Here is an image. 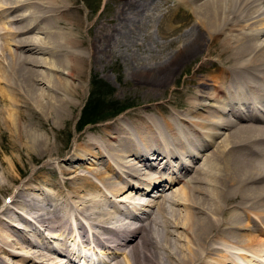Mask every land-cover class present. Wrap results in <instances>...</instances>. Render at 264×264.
<instances>
[{
  "label": "bare ground",
  "instance_id": "obj_1",
  "mask_svg": "<svg viewBox=\"0 0 264 264\" xmlns=\"http://www.w3.org/2000/svg\"><path fill=\"white\" fill-rule=\"evenodd\" d=\"M25 1L0 0L1 19L10 25L13 22H22L27 17L33 18L34 12L30 11L12 15L16 8L24 5ZM253 1L260 2L261 5H259L261 7L258 9L255 7L257 10L254 11L256 12L254 15H250L251 12L247 15L244 14V9L242 8L243 5H246L247 0H177L180 4H190L189 7L192 8L191 10L195 16L196 28L189 30L176 50L161 60L158 63L159 66L154 68L155 71L150 68L151 70L149 69L148 73L152 72L153 75L158 74V79L168 78L170 72L177 65L198 54L202 49H206L209 56L217 57V59L209 57L204 59H211L212 65L220 70L219 73L214 75L209 74L208 77L204 75L195 78L196 86L194 88L199 89L209 85L210 89H207L209 90L208 92H204L203 90H199V92L211 103L202 105L207 108L205 109L208 111L206 115H200L201 117L193 116V119H187L184 116L180 118L184 124H188V130L191 132L189 135L188 133L185 134L188 139L182 135L180 138V131L170 121L166 123V130L171 134L170 142H167L169 140L164 141L166 139L165 134H162L164 136L162 140L161 137H158L159 131L155 133L148 123L147 126L136 123H132V126H130V123L126 120L117 119V122L102 128L103 131L100 136L98 135V138L89 136L85 138L81 142V146L78 145L75 151L67 156V158L62 159L65 161L66 166L61 165L57 167V172L63 180V183L60 182V184L64 188L59 186L62 193L65 189L68 190L65 186L71 177L67 175L70 172H75L77 168L84 167L83 164L76 166V163L85 161V159L89 160V158V162L91 161L92 165L103 166V168L93 167L90 173L104 185L110 197L121 196L125 192V189H131L133 192H147L149 188L152 190L154 187L157 189L158 186H161L160 193L157 195L158 199L152 200V204H148L155 205V212L159 213L161 211L162 215L163 212H167V209L164 207L165 198L167 197L164 194L165 186L168 188L171 183L182 180V189H179V199L184 201V209L186 211L185 214L178 217H175V215L171 216L176 220L174 222H179L184 229L183 237L178 236V239L176 237V240L172 241L168 235L170 231L164 229V232L168 234L157 238L153 235V226L157 224V218L153 217L148 220L151 215H147L144 218L145 221L148 220L144 224L142 220L137 224L128 222V220H119L115 212L108 211L106 206H104L106 199L104 200L103 197L99 198L100 196H98L95 185L93 188L88 178H78L81 180L80 182H71L74 185L68 184L71 190H68L67 201L62 197L60 190L58 194H55L51 189H46L48 191L43 193L45 196H50L54 200L58 196L60 200V203L55 201L52 209H45L40 204H37L40 201L37 196L25 193L29 189H34L30 186L31 184L29 185L30 187L27 184L29 189L25 188L26 186L24 187V185L21 186L20 189L22 191L19 190L9 197L8 203L10 205L0 209V264L71 263L69 256L63 254L65 248L61 246L64 243L69 245V241L66 239L68 237L73 238V236L80 242L77 245L81 249L90 247V243L91 245L94 243L98 246H104L107 250L106 252L111 257H106L107 260L102 264H112V261L118 255L123 257L122 260L125 261V264H238L235 259L241 254H243V259L249 260L251 264H260V260L264 262V238L259 239V237L264 236V226L260 224V221L256 220L250 223L248 221L244 222L242 218L244 217L242 215H246L247 217L251 209H254L255 212L256 210L264 212L262 208L264 204V186L263 188H258L251 185V179L257 176H264V162L262 163L258 159H250L247 156L248 151H244V147L247 146L244 141L246 138L253 136H245L250 134L246 133L245 130L253 128V126L246 123V125H243V123L242 125H238L240 123H234L236 120L226 121V118L225 120H221V117V119L217 120L213 117L214 115H211L212 112L209 111L212 110L223 115H228L229 113L237 119L243 117L258 119L262 117L264 119V0ZM26 2L28 3V1ZM124 2L123 6L128 5L130 9L127 14L131 15L134 13L135 7L138 9L142 5L140 0H124ZM191 4L196 5L192 6ZM252 4L254 5L255 3ZM51 9L53 8L51 7ZM252 18H256V24L251 20ZM260 21H263L260 23V27L256 26ZM21 22L13 24V27L4 32L7 35L8 41H4L2 47L5 46L6 42V44L9 43L10 49L1 47V50L5 54L0 52L2 59L0 60V84L3 87L0 88V111L2 110V113H4V108L6 107L3 104L11 105L14 115L10 116L8 121L13 122L14 131L16 132L14 134H16L17 139L22 138L25 144L22 145L30 146L33 150L38 147L39 150L51 154L52 149L47 142V138L43 136L44 134L42 135L41 133L39 135L33 132H24L23 136H19L21 134L19 133L20 129H18L19 119L17 117V102L19 100L16 96L17 92H12L16 89L14 86L18 85L13 70L19 66V58H22V62H26L25 64L41 66L40 58L35 55L44 53L46 47L44 43L47 42L45 40L47 36L45 35L21 36L20 33L29 32L30 29L35 28L36 33L45 34L51 32V29L48 26L44 27L45 29L39 26L34 27L36 24L34 21ZM242 22H244L243 26L241 25ZM244 26H247V31L244 30L245 32L243 31ZM118 31L120 30L117 29ZM219 37L224 38L217 45L215 43ZM20 49H25L29 54H25L26 52ZM50 49L48 48L47 50L49 51ZM216 49H219V51L216 52ZM253 53L256 56H251ZM222 56L224 57L221 58ZM69 66H71L70 63L64 65V70L61 73L67 75ZM250 69L254 71L253 74L249 72ZM35 72L33 71V73ZM240 72L241 76L238 74ZM7 79H9L8 82ZM37 80H41V78ZM208 81L209 83H207ZM222 82H224L225 87H222L223 85L220 87ZM8 83L13 84V86ZM45 84L49 87L48 83L45 82ZM68 85H70L69 81ZM64 96L55 98L51 94L49 96H39L36 99L35 97L37 96L34 97V95L28 94L26 99L30 98L33 101H37L36 107L43 106L42 109L48 108L47 113L51 114V118L53 119L58 117L64 118L63 116L66 111H62L61 108L62 103H65V100H67ZM190 104L192 105V102ZM198 104L196 103V106H192L194 108L199 107ZM237 105L238 107H236ZM171 122L173 123V121ZM232 125L237 126L234 127L233 131L226 133V130ZM208 126L210 128H207ZM257 126V131H264V125ZM176 133H179V136ZM262 133L264 134V132ZM258 135L259 133L256 137ZM220 137L221 140L218 143L214 142L215 138ZM244 138L245 140L242 141ZM187 140H189L190 145L184 147L183 143L184 141L187 142ZM210 141L213 142L212 145ZM156 143L161 144L163 149H160L162 150L173 148L174 146L177 149L165 150V153H162L158 147L154 146ZM215 143L216 147L214 150L206 154L203 153V155L201 153L199 156L205 145L210 144L214 146ZM178 148L180 149L179 152H177ZM234 148L236 150L232 151ZM252 148L256 152L264 154L263 147ZM225 152H227L226 155ZM198 156L201 160L197 164H191L193 161L196 162ZM212 158L215 161L214 163L211 161L213 160ZM167 162H171L174 168L168 169ZM208 163H212L213 166L210 167ZM257 164L259 167L253 166ZM163 169H168L166 170V174H164ZM4 177L5 175L1 178L3 179ZM34 178L38 179L37 177ZM34 178L30 180L34 182ZM28 180L25 181L28 182ZM1 181L2 183L4 182V180ZM86 186L89 188L86 189ZM226 186L229 187V190L224 194L221 190L225 189ZM0 188H3L2 184H0ZM81 191L84 192L83 195H81ZM171 193L175 194L176 192ZM134 194L128 192L121 200L132 204L131 209H135L138 205H143L144 202H140V198L134 197ZM226 199V202H228L227 206L225 203L221 204V201ZM234 199L243 201V207L234 205L231 202ZM177 200L178 198H174V203ZM82 201H85L86 204ZM67 203L73 204L72 207ZM253 203L257 204L253 205ZM79 205L83 207H78ZM12 206H18L17 208L20 211L12 210ZM195 208H199L201 211L198 216L195 213ZM224 213L226 214L224 215ZM27 215H29L33 224H36L34 228H36L38 236L42 237L40 241L29 233L31 231L22 225H16L14 224L15 222H12L15 219L22 221V223L23 221L27 223L29 222L26 218ZM258 215L261 214L259 213ZM5 217H10V220ZM81 218L86 220L87 225L81 222ZM167 222L169 223L167 219L163 221V223ZM106 224H108V227L104 228ZM109 225L116 227V229H110ZM95 228L97 230L93 231ZM11 229L13 232L10 231ZM106 229L115 231V233L118 232L119 235L117 234L116 238L102 236V230ZM244 229L248 230V232H241ZM80 231L82 233L78 234ZM12 233L24 234L25 236H29L30 234V241L26 239L30 244L27 245L23 237L13 236ZM67 234H69L68 237H66ZM45 238H47V241L50 238H54L58 249L61 250H58L61 254L58 252L57 254L65 257L66 263L60 261L55 256L46 254L47 252H43L45 247L42 240ZM45 244L47 245V243ZM231 248L238 251L243 248L251 256H248L249 254L246 253L233 251ZM98 250L100 251V249ZM14 259L17 260L13 261ZM78 261H81V259H78ZM121 263L115 261L113 264Z\"/></svg>",
  "mask_w": 264,
  "mask_h": 264
},
{
  "label": "rangeland",
  "instance_id": "obj_2",
  "mask_svg": "<svg viewBox=\"0 0 264 264\" xmlns=\"http://www.w3.org/2000/svg\"><path fill=\"white\" fill-rule=\"evenodd\" d=\"M26 1H28L29 4ZM26 1L24 5L16 8L14 11L15 13L13 12L12 15L22 14L29 11L34 12L32 16L33 18L29 17V19L27 17L22 22H18L27 23L29 21H34L36 22L34 27L39 26L45 29L44 27L48 26L50 27L51 32L38 34L35 32V28H32L33 30L30 29L29 32L20 33L21 36L45 35L47 36L45 37L47 42L44 43L46 46L44 53L35 55L40 58L41 66H33L28 63L25 64L26 62H22V58H19V66L13 70L16 81H18V85L14 86L16 89L12 92H17L16 96L19 100L17 102V117L19 119L18 129H20L19 133H21L19 136H23L24 132H33L39 135L42 133V135L44 134L43 136L47 138V142L52 150L51 154H49L39 150L38 147L33 150L30 146H24L25 144L23 143L22 138L17 139L16 134H14L16 132L14 131L13 122L8 121L10 116L14 115L12 107L11 105L3 104L6 108H4V113H2V110L0 111V184L3 186V188H0V209L10 205L8 203L9 197L21 190L20 188L23 185L24 187L26 186L25 188H28L27 184L28 186L31 184L30 186L34 189L30 190L28 188L29 190L25 193L37 196L40 200L37 204H40L45 209H52L55 201L60 203L58 196L54 200L51 199L50 196H45L43 193L48 191L46 190L48 188L51 189L52 192L54 191L55 194L59 193V186H62L60 182L63 183V180L61 175L57 172V167L65 165V161L62 159L67 158V156L76 150L78 145L81 146V142L88 136L98 138V135L100 136L103 131L102 128L117 122V119L126 120L130 123V126H132V123L147 126L148 123L155 133L159 131L158 137H161L163 140L164 136L162 134H165L166 139L164 141L169 140L167 142H170L171 134L166 130V123L168 121L174 126L176 125L175 128H178L180 134L184 137L187 136L185 135L186 133L189 135L191 132L188 130V124H184L180 118L184 116L187 119H193L195 116L199 117L200 115L203 116L208 113V111L205 110L207 108L202 105H208L211 102L200 93L199 90L208 92L209 90L207 89H210L209 85L204 88H194L196 86L195 78L204 75L208 77L209 74H217L220 70L212 65L211 59H204L206 57L217 59L215 56H209L206 49H202L198 54L177 65L170 72L168 78L165 77V79H158V74L153 75L152 72L148 73L150 68L154 70L155 67L159 66L158 63L161 62V60L168 57L169 54H172L176 50V48L182 43L183 38L188 34L189 30L196 28L195 16L191 10L192 8L189 7L190 4H180L177 0H140L142 5L138 9L135 7L134 13L131 15L129 13L127 14L130 10L128 5L123 6V4H125L124 0ZM52 2L55 3L52 4ZM252 3L255 4L253 5ZM196 4L191 5L195 6ZM259 4L261 5L260 2H255L253 0L250 2V0H247L246 5H243L242 7L244 9V14L249 15L251 12L250 15H254L256 13L254 11L261 7ZM48 6L50 7L47 8ZM51 7L54 10L51 9ZM251 20L255 22L256 18H252ZM18 22H13L9 25V23H5L0 17L1 53H4V51L1 50L2 48L10 49L9 43L6 44V42L5 46L2 47L4 41H8L7 35L4 34V32L13 27V24H19ZM261 22L263 21H260L256 26L260 27ZM243 24L244 22L241 23L242 26ZM244 27L243 31H247V26ZM117 29L120 31L117 32ZM223 38L224 37H219L215 44L219 45L220 40ZM48 48L51 49L48 51ZM20 50L25 51V49ZM218 51L219 49H216V52ZM25 52V54H29L27 51ZM251 56H256V54L253 53ZM223 57L224 56L221 58ZM0 60H2L1 57ZM65 63H70L71 65L68 67L69 75L61 73L64 70ZM33 71H36L37 73H33ZM249 72L253 74L254 71L250 69ZM238 74L241 76V72ZM257 75L260 76L261 74ZM38 78H41V80H37ZM8 80L9 79H7V82ZM68 81L70 85H68ZM45 82L49 84V87ZM207 83H209V81ZM223 83L224 82H222L221 85L219 84L220 87L222 85V87H225V84ZM9 85L13 86V84ZM0 88H3L1 84ZM28 94L34 95V97L37 96L35 97L36 99L43 95L49 96L53 94L55 98H60L65 95L64 97L67 100H65V103H62L61 107L62 111H66L63 116L64 118L58 117L52 119L51 114L47 113L48 108L42 109L43 106L36 107L38 103L37 101H33L30 98L26 99ZM32 102L34 103L32 104ZM190 102L195 106L196 103H199V107H195V109ZM115 109L120 110L117 113H113ZM209 111L212 112L211 115H214L213 117L217 120L221 117V120H225V118L226 121L236 120L237 122L235 121L234 123H240L238 125H242V123L244 125L246 123L247 125L249 124L253 126V128L245 130L246 133H250L245 136H253L246 138V140L245 138L242 139V141L245 140L244 142H246L247 145V148L244 147V151H248L247 156L250 159H258L260 162H264V154H260V152H256L255 149L252 148H264V139H262L264 138L262 137L264 136L262 133L264 131L261 132L256 130L258 124L257 127L264 125L263 122L255 119L253 121L238 120L236 118L234 119L231 115H223L215 111L213 112L212 110ZM171 121H173V123ZM236 126L237 125L230 126L229 128L232 130L228 128V130H226L227 132H225L228 133L233 131ZM207 128H210V126ZM162 130L163 132H161ZM178 130L176 129V131ZM256 133H259L258 137H256ZM176 134L179 136V133ZM215 139L214 142L218 143V141L221 140V137ZM194 141L197 143L196 140ZM212 141H210L211 145L213 144ZM186 143L184 144V147L190 145L189 140H187ZM210 144L203 148L204 151L202 150L199 153V156L201 153L203 155V153L206 154L215 149L216 143L214 146H211ZM154 146L158 147L159 150L163 149L160 144L156 143ZM233 150H236V148L232 149V151ZM178 151H180L179 148ZM226 154L227 152H225V155ZM89 160L85 159V161H78L79 163H76V166L83 164L84 167L77 168L75 172H70L67 175L71 177L68 184L74 185L71 184V182H80L81 180L78 178H88V181L91 182L93 188L95 185L98 196H100L99 198L103 197L104 200L106 199V204L104 206H106L108 211L115 212L116 217L119 218V220H128V222H132L133 224H137L142 220V223L144 224L146 221L155 217L157 218V224L153 226V235L157 238L168 234L164 232V229L170 231L168 235L172 241L176 240V237L178 239V236L181 238L183 237L184 229L179 222L175 223L174 221L176 220L171 216L175 215V217H178L179 215L185 214L186 211L184 209V201L179 199V193L182 189L181 185L183 183L182 180L174 182L176 184L171 183L168 186L169 190L165 186V189H167H164V194L167 195L168 198H165L164 207L167 209V212H163L162 215L161 211L159 213H157V211L155 212V205H149L152 204V200L158 199L157 195L160 193L161 186H158L157 189L154 187L146 193L142 191L133 192L131 189H125V194L122 193L121 196L110 197L104 185L90 173V171L93 170V167L103 168V166L92 165ZM200 160L201 159L198 158L196 159V162L193 161L191 164H197ZM211 161H213L212 163L215 162L214 159ZM212 163H208V165L211 167L213 166ZM253 166L259 167L258 164ZM4 175L5 177L2 179L1 177ZM34 177H37L38 179ZM257 177L251 179V185L263 188L264 176ZM32 178H34V182L30 180ZM1 180H4V182L2 183ZM25 180H28V182ZM68 184H66L67 187L65 186V188L71 190V188L68 187ZM88 188L89 187L86 186V189ZM68 190L65 189L63 193L60 190L62 197L65 198L66 201L68 200ZM228 190L229 187L226 186L221 192L226 194ZM127 191L135 193L134 197L140 198V202L144 201L143 205H138L135 209H131L132 204L121 201L122 197L128 193ZM171 192L176 193L172 194ZM83 194L84 192L81 191V195ZM201 196L203 197V195ZM174 198H178L179 201L177 200L175 201L176 203H174ZM227 199L222 200L221 204L225 203L227 206ZM82 202L86 204L85 201ZM231 202H233L234 205L243 207V201L240 199H234ZM67 204L70 207L73 205L71 203ZM255 204L257 203H253V205ZM229 205L231 206V204ZM80 206L83 207L82 205H79L78 207ZM17 207L18 206H12V210L19 212L20 210ZM262 208L264 209V204ZM200 212L199 208H195L197 216ZM256 212L254 209H251L248 213L249 217L242 215L244 216L242 217L244 222L248 221L253 223L257 220L260 221V224H263L262 226H264V212L261 210H256ZM133 213L137 216L138 220H136L137 218ZM259 213L261 215H258ZM225 214L226 213H224V215ZM147 215L151 216L145 221L144 218ZM127 216L130 217L128 218ZM5 218L10 220V217ZM26 218L29 220V222H27L28 224L24 221L22 223V221L15 219L12 222H15L14 224L16 225H22L31 231L29 233L40 241L42 237L38 236V232L36 231V228H34V225L36 226V224H33L29 215H27ZM165 219H167L169 223H163ZM85 221L86 220L81 218V222L84 225L86 224ZM107 227L108 224H106L104 228ZM109 227L113 230L116 229V227L112 225H109ZM110 229L102 230L101 235L116 238L119 233H115V231ZM96 230L97 228L93 229V231ZM10 231L13 232L12 229ZM245 231L248 232L246 229L243 231L241 230V232L247 233ZM81 233L82 232L80 231L79 234ZM30 234L29 236H25L24 234L12 233L13 236L23 237V239H25L24 241L30 239ZM262 238H264V236L259 237V239ZM48 240L49 241L45 238L42 242L44 244L47 243V245L49 243L56 245L54 238ZM177 242H179V240H177ZM26 244L29 245L30 242H27ZM91 246L92 249H89V253L96 251L103 258H106V256L108 258L111 257V255L106 252L107 250L104 246H98L94 243H92ZM98 249H100V251L102 250L101 253ZM43 250L44 253L47 252L46 254L55 256L60 261H66L65 257L62 255L53 253L47 249ZM231 250L238 251L232 248ZM238 252L249 254V252L243 248ZM241 255L237 256L238 260L235 259L236 262L243 261L245 264H251V262L249 263V260L243 259V254ZM122 259L123 257L118 255V257L112 261V264L115 261L125 264V261ZM15 260L17 259H14L13 261ZM66 264L71 263L67 262Z\"/></svg>",
  "mask_w": 264,
  "mask_h": 264
},
{
  "label": "trees",
  "instance_id": "obj_3",
  "mask_svg": "<svg viewBox=\"0 0 264 264\" xmlns=\"http://www.w3.org/2000/svg\"><path fill=\"white\" fill-rule=\"evenodd\" d=\"M120 109H115L113 113H117Z\"/></svg>",
  "mask_w": 264,
  "mask_h": 264
}]
</instances>
